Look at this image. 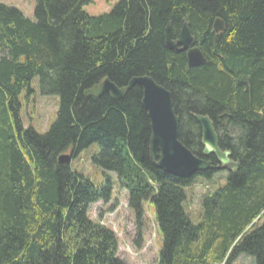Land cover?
<instances>
[{
    "label": "trees",
    "instance_id": "obj_1",
    "mask_svg": "<svg viewBox=\"0 0 264 264\" xmlns=\"http://www.w3.org/2000/svg\"><path fill=\"white\" fill-rule=\"evenodd\" d=\"M36 2L35 21L0 3V264H124L115 232L90 217L92 205L112 199V183L97 187L59 162L94 144V164L116 173L138 219L153 203L158 264H234L243 255L264 264V0H120L99 16L83 11L91 0ZM169 22L176 35L188 23L205 66L189 68L185 53L165 47ZM144 76L171 92L179 139L211 162L208 173L184 180L155 167L141 87L121 100L85 95L106 79L123 88ZM37 77L59 99L45 134L21 116V94H34ZM195 115L210 118L239 168L193 217L186 188L224 171L204 156Z\"/></svg>",
    "mask_w": 264,
    "mask_h": 264
},
{
    "label": "rangeland",
    "instance_id": "obj_2",
    "mask_svg": "<svg viewBox=\"0 0 264 264\" xmlns=\"http://www.w3.org/2000/svg\"><path fill=\"white\" fill-rule=\"evenodd\" d=\"M120 0H91L83 6V11L91 16H99L111 12ZM1 4L19 9L23 14L35 21L36 0H0ZM34 94L26 98L23 92L21 116L25 127H32L39 134H45L57 117L59 99L56 95H44L40 87V78H35L31 85ZM99 146L94 144L82 151L71 163V169L83 175L95 186L102 187L107 181L112 183V199L91 206L90 217L93 221L112 229L119 239V257L124 264H158L159 252L163 245L162 235L155 221L153 203L145 201L141 219L129 208L128 192L119 185L114 172H108L93 162V156L99 153ZM227 171H221L212 179L196 177L187 189L186 209L196 216L202 196L208 191H215L226 184ZM194 219V218H193ZM195 220V219H194ZM234 264H255L250 256H241Z\"/></svg>",
    "mask_w": 264,
    "mask_h": 264
},
{
    "label": "water",
    "instance_id": "obj_3",
    "mask_svg": "<svg viewBox=\"0 0 264 264\" xmlns=\"http://www.w3.org/2000/svg\"><path fill=\"white\" fill-rule=\"evenodd\" d=\"M214 30L224 31L223 22L216 20ZM165 47L176 54L185 53L189 68H198L207 64V58L196 46L194 36L188 23H184L176 35L173 23L169 22L165 29ZM143 90L142 105L147 111L151 127L150 156L155 167L170 176L188 180L197 174L208 173L213 169L210 161L201 159L188 149L179 139L180 118L176 114L171 92L158 84L149 76L130 80L127 86L120 88L106 79L99 85L86 91L87 97L100 98L109 94L115 100H121L134 87ZM202 130L204 156H216L221 169L237 171L239 164L231 159L229 151H223L219 145V135L213 122L207 116L195 115ZM69 154L59 158L60 164H69Z\"/></svg>",
    "mask_w": 264,
    "mask_h": 264
},
{
    "label": "bare ground",
    "instance_id": "obj_4",
    "mask_svg": "<svg viewBox=\"0 0 264 264\" xmlns=\"http://www.w3.org/2000/svg\"><path fill=\"white\" fill-rule=\"evenodd\" d=\"M197 46V45H196ZM198 47V46H197ZM122 88V87H121ZM222 170H224V169H222ZM225 171V170H224ZM227 171V170H226ZM228 172V171H227ZM230 172V171H229ZM200 177V176H199Z\"/></svg>",
    "mask_w": 264,
    "mask_h": 264
}]
</instances>
